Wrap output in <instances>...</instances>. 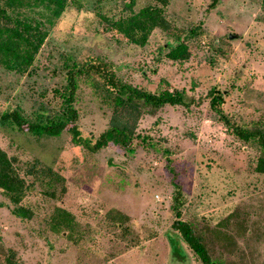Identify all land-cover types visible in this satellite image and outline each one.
Instances as JSON below:
<instances>
[{"label":"rangeland","instance_id":"374dc122","mask_svg":"<svg viewBox=\"0 0 264 264\" xmlns=\"http://www.w3.org/2000/svg\"><path fill=\"white\" fill-rule=\"evenodd\" d=\"M156 7L157 0H67L53 26L38 10L21 14L44 34L30 64L0 66V113L58 116L67 69L95 58L135 88L183 90L186 103L202 102L138 104L133 154L112 145L93 152L67 132L34 137L0 126V150L22 187H0V264L7 250L15 253L9 264H198L171 230L168 156L182 219L212 258L264 264V174L253 169L259 146L232 136L207 97L214 89L232 122L264 132V0H170L158 27L137 30L139 13ZM177 39L188 47L185 61L167 57L165 46ZM77 87V125L95 140L118 109L116 95L94 73ZM117 120L133 118L120 109Z\"/></svg>","mask_w":264,"mask_h":264},{"label":"trees","instance_id":"16d2710c","mask_svg":"<svg viewBox=\"0 0 264 264\" xmlns=\"http://www.w3.org/2000/svg\"><path fill=\"white\" fill-rule=\"evenodd\" d=\"M66 1L0 0V66L15 69L19 66V61L22 58L26 59L30 64L34 50L37 49L42 41L40 37L44 33L40 30L37 35L35 28L31 26L29 21L21 19V14L24 10L34 12L38 10V14L44 16L48 20V23L53 26L56 20L60 18ZM157 1L161 4V7L144 9L139 13L138 18L134 20L133 24L140 32L148 34L164 20L162 17L163 9L169 4L170 0ZM10 13H13V15H9ZM194 31L191 29L190 33L196 34L197 32ZM176 42L175 46L170 44L165 46L169 50L167 57L172 61L187 60L189 57L187 45L179 39ZM92 73L103 79L105 88L116 95V108H118L115 110L109 127L95 140L83 136L77 125L78 112L74 106L78 89V78ZM65 82L61 94L58 116L52 118L39 116L37 120L29 121L19 110L8 109L0 113V126L9 127L11 130L34 137H57L61 133L67 132L72 136L75 144L90 151L98 152L112 145L123 153L133 154L135 148L132 145V141L135 136L134 131L137 123L134 117L137 118L138 111L132 110L138 104L148 106L154 110H160L166 106L188 108L191 105L198 106L202 102L200 98L197 100L192 98L186 103L183 90H163L159 94H154L123 83L118 79L111 63H106L97 58L89 59L81 66L72 65L66 71ZM217 93L214 89L208 92L207 97L210 98V107L218 114L220 121L232 136L243 143L255 142L259 146V157L253 169L258 174H264V132L259 126L249 129L236 122H232L219 107L222 97L220 93ZM120 109L124 110V114L129 119L133 118V120L119 122L117 117L119 116ZM168 154L167 151H164L166 157ZM166 159L170 182L174 188V196L170 207L175 217L171 225L173 234L186 246L198 264H225L222 260H214L212 258L208 248L201 237L196 234L192 224L182 219L184 204L182 187L176 171L171 167L173 160L169 156ZM10 174H12V169L5 155L0 150V187L10 193H18L20 191L18 189H22V187L17 183V179L11 177ZM14 257L15 253L7 250L4 254L3 264L11 263Z\"/></svg>","mask_w":264,"mask_h":264}]
</instances>
